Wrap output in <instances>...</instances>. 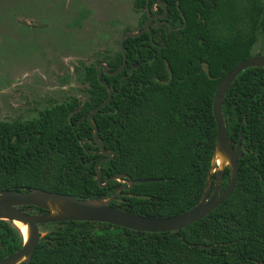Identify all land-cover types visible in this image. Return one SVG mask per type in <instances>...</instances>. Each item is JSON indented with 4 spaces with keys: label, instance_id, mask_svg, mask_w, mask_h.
Wrapping results in <instances>:
<instances>
[{
    "label": "trees",
    "instance_id": "1",
    "mask_svg": "<svg viewBox=\"0 0 264 264\" xmlns=\"http://www.w3.org/2000/svg\"><path fill=\"white\" fill-rule=\"evenodd\" d=\"M160 1L167 14L153 22L151 35L124 41V70L115 76L101 71L113 94L92 118L105 151L114 152L99 167L102 184L122 174L155 180L121 190L111 206L148 218L176 216L198 203L215 151L214 93L228 72L252 56L259 37L264 48V0ZM155 4L132 0L133 10L142 13L139 26ZM122 59L119 49L108 50L96 64L114 72ZM82 82L84 102L72 98L35 120L0 122V191L40 189L95 200L122 186L96 182L95 165L105 157L92 127L80 119L108 92L93 64L83 68ZM222 115L243 157L232 193L210 214L167 233L98 222L39 226L46 234L21 264H264V69H248L233 81ZM228 181L225 169L220 193ZM21 245L19 230L0 221V260Z\"/></svg>",
    "mask_w": 264,
    "mask_h": 264
},
{
    "label": "rangeland",
    "instance_id": "2",
    "mask_svg": "<svg viewBox=\"0 0 264 264\" xmlns=\"http://www.w3.org/2000/svg\"><path fill=\"white\" fill-rule=\"evenodd\" d=\"M140 20L132 0H0V121L35 115L10 97L40 105L84 96L82 67L115 52ZM251 53L264 55L260 37Z\"/></svg>",
    "mask_w": 264,
    "mask_h": 264
},
{
    "label": "water",
    "instance_id": "3",
    "mask_svg": "<svg viewBox=\"0 0 264 264\" xmlns=\"http://www.w3.org/2000/svg\"><path fill=\"white\" fill-rule=\"evenodd\" d=\"M155 6H161L163 14L158 18L163 19L167 10L162 6L160 0H156ZM155 17L149 18L144 27L139 32H128L122 36L119 42V50L122 54V63L114 72L107 71V65L99 63L96 67L97 78L108 92L107 98L102 101L89 115L88 123L93 129V139L100 149L101 155L105 158L99 160L95 169L97 172L96 182L100 187H106L110 181L122 183V186L115 189L109 197H102L95 200H86L74 196L47 192L40 189L19 192L16 190L0 191V221L15 222L27 227V238L22 236L21 247L0 260V264H21L30 261L40 239L46 234L41 232L39 226L59 223V222H98L110 224L112 226L144 233H167L182 230L193 223H196L210 214L217 206L224 202L232 193L238 176V161L243 157V150L240 142L233 145L228 138L223 115V98L233 81L244 71L251 68L264 69V55H252L237 64L220 81L212 101V114L216 123L215 151L211 160L210 170L202 196L198 203L191 209L168 218H148L111 206L116 196L121 190H130L138 184L154 182L153 179L131 180L127 175H116L101 183V173L99 167L102 163L114 157V152L105 151L103 143L97 138V127L92 123L93 116L111 99L113 90L105 83L101 82L100 69L106 75L115 76L122 72L126 66V56L124 51V41L128 38H136L146 31ZM168 40V36H167ZM219 156L223 164L219 167L215 162ZM229 171V181L225 189L220 193L224 170ZM122 179L126 180L125 182ZM25 207L24 210H21ZM30 207H35L44 213L28 214ZM18 229V228H17ZM20 232V231H19ZM22 235V234H21Z\"/></svg>",
    "mask_w": 264,
    "mask_h": 264
},
{
    "label": "flooded vegetation",
    "instance_id": "4",
    "mask_svg": "<svg viewBox=\"0 0 264 264\" xmlns=\"http://www.w3.org/2000/svg\"><path fill=\"white\" fill-rule=\"evenodd\" d=\"M161 2V1H160ZM162 4V3H161ZM162 6H164L163 4H162ZM165 7V6H164ZM133 9V8H132ZM163 10V8L161 7V6H154L153 8H152V14L149 12V10L148 9H146L147 10V18H146V20L144 21V23L141 25V26H139L138 25V28H137V30L136 31H130L129 29H127V30H125L124 31V33L122 34V36L124 35V34H126V33H128V32H139V31H141L142 30V28L144 27V25H145V23H146V21L149 19V18H151V17H155V18H153V20L151 21V23H150V25H149V31H146L145 33H149L150 35H151V26H154V27H156L157 25H155V24H153V22L154 21H163L164 20V18L163 19H160V18H158L159 16H161L163 13H160L159 12V10ZM134 11V10H133ZM135 12V11H134ZM163 12H164V10H163ZM135 13H137V12H135ZM138 14H140V17L142 18V13H138ZM166 17V16H165ZM140 23V22H139ZM145 33H143V34H145ZM142 34V35H143ZM141 35V36H142ZM122 36L120 37V39L122 38ZM138 37H140V36H138ZM137 38V37H136ZM120 39H119V42H120ZM129 39V38H128ZM127 40V39H126ZM119 42H118V49H119ZM97 61H99V59L97 60ZM96 61V62H97ZM99 63H97V64H95V68L97 67V65H98ZM104 64V63H103ZM134 67H137V64H134L133 65ZM85 66H83L82 67V72H83V68H84ZM107 70H108V67H107ZM97 71V70H96ZM101 71H103L102 69H100V76H101ZM104 72V71H103ZM105 73V72H104ZM97 74H98V72H97ZM82 85H84V88H83V90L85 91V89L87 88V86L82 82ZM6 93H8V94H10L11 92H9V91H6ZM18 94H21L20 92H18ZM72 98H77V99H79L81 102H84V100H85V98L82 96V97H72V96H68V98L65 100V101H63V102H67V101H69L70 99H72ZM18 99V97H10L9 98V102H8V104L9 105H11V106H15V107H18V109H21V110H31V111H33L34 113H35V115H34V117L33 118H30V119H12V120H10V121H0V122H3V123H13V122H15V121H18V122H27V121H32V120H35V119H37L38 118V116H39V114L42 112V111H44L45 109H49L50 107H52V106H55L56 104H61V103H63V102H60V103H52V102H48L47 104H45V103H43V104H41L40 103V105L38 104V103H36V104H34V101H32V100H29L30 101V104H26V103H18V104H16V103H14L16 100ZM81 110V107H79L75 112H78V111H80ZM91 113V112H90ZM89 113V114H90ZM88 114V115H89ZM88 115L86 116V115H84V116H81V119H80V123L81 122H84L85 120L88 122ZM79 124V123H78Z\"/></svg>",
    "mask_w": 264,
    "mask_h": 264
},
{
    "label": "bare ground",
    "instance_id": "5",
    "mask_svg": "<svg viewBox=\"0 0 264 264\" xmlns=\"http://www.w3.org/2000/svg\"><path fill=\"white\" fill-rule=\"evenodd\" d=\"M215 162L217 163L219 167L223 164V160L219 156L216 157ZM14 224L18 228L22 236L26 239L27 238V227L17 222H15Z\"/></svg>",
    "mask_w": 264,
    "mask_h": 264
}]
</instances>
